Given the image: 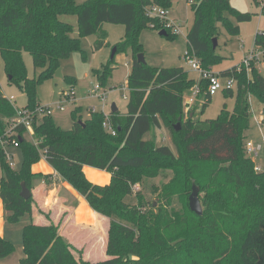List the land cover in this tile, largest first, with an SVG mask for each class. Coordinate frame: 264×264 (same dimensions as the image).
<instances>
[{
    "label": "trees",
    "instance_id": "obj_1",
    "mask_svg": "<svg viewBox=\"0 0 264 264\" xmlns=\"http://www.w3.org/2000/svg\"><path fill=\"white\" fill-rule=\"evenodd\" d=\"M262 1L253 0L256 6ZM151 5L171 8L172 1L88 0L78 5L75 0H0V56L8 83L25 94L27 109L40 105L38 86L52 79L61 61L79 49L80 38L99 35L95 50L106 45L104 23L125 28L115 55L128 48L133 53L126 111L108 114L114 135L104 128L101 111L89 112L83 119L82 107L77 106L71 111L73 126L69 130L57 126L51 115H43L33 125V139L25 137L22 126H16L15 135L7 138L4 130L16 111L0 93V139H15L23 155L21 169L14 170L0 147V199L6 223L16 225L31 213L33 197L20 196L21 183L31 191L34 180L50 178L31 170L39 160L38 152L92 210L109 219L108 259L79 261L57 226L30 223L22 230L24 257L19 264H264V172L254 171L244 150L252 116L248 97L252 95L264 104V79L254 67L250 76L243 67L221 72V77L235 79V106L232 112L224 106L215 119L205 121L193 108L202 99L203 113L211 98L204 94L207 82L201 81V93L185 118L184 95L190 94L196 79L189 78L182 67L157 68L137 61L143 52L139 32L165 29L158 18L146 15ZM192 11L187 45L204 69L221 61L217 48H212L219 26L236 37L239 25L231 19L241 24L254 16L236 10L230 0H195ZM261 14L264 16V4ZM64 15L76 17L77 38L71 36L73 27L60 20ZM166 33L167 39L176 36ZM254 45L264 49V30L256 33ZM23 52L31 55L34 69L40 70L33 78L27 75ZM114 57L94 70L102 87L112 77ZM66 80L73 83L70 77ZM225 93L233 95L232 90ZM161 127L170 132L176 153L166 145L143 139L151 129ZM85 166L110 173L109 183H92L85 176ZM166 169L173 175L160 189L153 187L157 204L139 193L134 195L135 203L125 202L133 195L135 184L156 178ZM193 185L199 190L200 216L189 208ZM13 249L0 235V259Z\"/></svg>",
    "mask_w": 264,
    "mask_h": 264
},
{
    "label": "rangeland",
    "instance_id": "obj_2",
    "mask_svg": "<svg viewBox=\"0 0 264 264\" xmlns=\"http://www.w3.org/2000/svg\"><path fill=\"white\" fill-rule=\"evenodd\" d=\"M86 1L88 0H75L78 5H81ZM171 1L176 5V8L171 6V8L165 9L169 11L167 16L168 20L173 21L178 28V30H175L177 35L172 39H167L166 37L159 35V31L164 30L171 33L170 29L141 30L138 34V41L141 43L143 48V52L141 54L144 57L145 63L150 67H182L188 73L189 78L196 79L198 75L193 72L183 60L184 55L189 52L186 36L194 20L192 3H190L189 0ZM230 5L240 12H249L253 14L257 13V15H260V9H258V6L254 4L253 0H230ZM255 17L257 16H254L252 21L241 24H238L234 19H231L234 25H239L240 27L239 35L236 37H230L226 30L221 25L219 26L216 53L221 57V61L217 66L212 67L214 71L220 72L233 67H243L248 76H250L251 70L254 67L264 79V62L262 55L259 57V62L256 63V65H251V67L247 68L241 64L244 58L254 50V38L256 33L263 31L261 22L258 23V20H256L257 18L255 19ZM60 20L73 27V33L71 36L77 38L78 32L76 17L64 15L60 17ZM158 20L164 23V20ZM103 31L106 33L105 46L99 50H95V43L98 40L99 35L80 38L79 49L72 52L67 59L62 60L60 63L59 68L61 69L62 78L54 76L52 79L45 81L37 88V100L39 104L50 107V113L54 122L63 130H69L72 128L73 121L70 115L71 111L77 106L82 107L81 112L83 119L88 117L86 116V113L87 110L89 111L90 109L101 111L107 118L112 104L117 107L120 113H124L126 111L128 98L127 80L133 56L130 48L126 49L124 52L118 51L112 64V67H114L112 77L108 79L105 87L99 85L100 87L97 91L99 97H94L92 95L95 86L98 85L97 78L94 75V70L100 69L102 66L108 64L116 44L120 43L124 37L125 28L123 25L104 23ZM261 50L262 49H258L257 54L261 52ZM22 57L27 69L28 77L33 78L38 75L40 70L34 69L31 55L27 52H23ZM67 77L73 79V83L71 85L69 84V81L66 80ZM220 81L224 86L226 77H220ZM235 89L236 82L232 87V96H226L224 89L219 90L210 98V101L205 106L203 113H201V111L204 100H198L193 107L196 109V116L202 121L213 120L220 114L224 106L226 110L232 112L235 106ZM70 90H72L74 102H72L73 99L70 102L68 99L62 97L63 95L69 94ZM0 93L7 98L13 96L15 99L13 105L17 108H22L27 104L25 94L17 86L8 83V77L5 74L1 56ZM100 95H102L103 98H100ZM188 95L189 94L184 95L185 100L188 98ZM59 103L64 106V111H60L57 108ZM248 103L252 116L250 118V127L245 132V139L256 143L261 139L256 118H258L261 114H263L264 117V104L259 102L258 99L252 95H249ZM191 107L190 105L187 106L185 104V108L183 109L185 118L191 111ZM4 131L5 136L15 135L12 128H10V125L5 127ZM161 135H164L165 139H161ZM25 137L30 140L33 139L30 132H26ZM143 139L153 141L157 146L166 145L173 153H176L175 147L171 142L170 132L164 127L151 129L144 135ZM3 150L6 163H11L14 170H20L23 160L21 149L12 145H6L3 147ZM6 156H8V160L6 159ZM37 161L34 164H36ZM255 163L264 165V151L260 152ZM94 170L95 169L87 168V170H85V176L89 180H93L95 177L97 178L98 183L101 184L104 182L102 180L106 178L108 174L107 172L101 171L96 173ZM172 175V171L166 169L162 170L160 175L156 178L144 179L145 181H143L142 184H135L132 189L133 195L127 196L125 198V202L131 204L135 203L136 198H134V195L139 193L145 200L149 202L153 201L154 204H157L156 193L153 192V187L160 189L164 183L170 180ZM1 176L2 170L0 168V177ZM38 179L43 180L42 178H37L36 180ZM27 217L28 214H25L16 225H6V232L4 236L5 239L11 242L14 249L8 257L0 259V264H19L20 260L24 257L22 230L24 225L27 224ZM73 254L77 260L82 261L75 255V253ZM77 255H80L79 251Z\"/></svg>",
    "mask_w": 264,
    "mask_h": 264
},
{
    "label": "crops",
    "instance_id": "obj_3",
    "mask_svg": "<svg viewBox=\"0 0 264 264\" xmlns=\"http://www.w3.org/2000/svg\"><path fill=\"white\" fill-rule=\"evenodd\" d=\"M262 4H264V1L258 6L260 15L254 13V16H257L255 19L257 18L256 20H258V23L261 22L262 29L264 30V16L261 14ZM172 7L176 8L173 2ZM254 49H257L255 45ZM262 50L264 51V49ZM221 72L223 71L217 73L220 74ZM189 101L188 98L186 100L184 99V103L187 105ZM88 113L87 110L86 116H88ZM161 139H165L164 135H161ZM39 160L40 161H37L36 164L32 165V172L35 174L50 175V178H48L47 181L39 179L34 180L33 188L30 191L33 197V204L31 213L28 214L27 217V224H53L57 226L61 238L82 261L99 262L108 259L106 247L109 219L92 210L82 196H80L68 183L64 182L60 177H57L56 172L46 160ZM87 168L91 167L85 166L83 168L84 173ZM94 171L96 173H99V171L106 172L97 169ZM107 174L106 178L102 180L104 182L101 184L98 183L95 177L90 181L96 185L104 186L110 181V174L108 172ZM5 216L6 213L0 199V235L4 238L6 232L5 227L7 225ZM78 251L80 253L79 256L77 255Z\"/></svg>",
    "mask_w": 264,
    "mask_h": 264
},
{
    "label": "built area",
    "instance_id": "obj_4",
    "mask_svg": "<svg viewBox=\"0 0 264 264\" xmlns=\"http://www.w3.org/2000/svg\"><path fill=\"white\" fill-rule=\"evenodd\" d=\"M190 3L195 2V0H189ZM169 14V11L166 10L165 8L159 7L157 5H151L146 8V15L149 17H154L158 18L161 20H164V26L165 29H170L172 34L177 35V32L175 30H178L177 26L174 24L173 21H169L167 16ZM260 51V50H259ZM258 52V49H254L251 51L243 60L241 63L244 67H251V65H256V63L259 62V57L262 55L263 56V62H264V51L261 50V52ZM262 53V54H261ZM183 60L186 62L187 66L195 72L198 77L196 78V84L193 86V88L190 90V94L188 95L189 104L186 105L191 107V105L195 102L196 97L201 93V87H200V82L205 81L207 82V88L205 90L204 94H207L208 96L212 97L215 95L219 90L224 89V90H232L233 85L235 84V80L233 77L226 78L225 85L220 81V74L213 71L212 69H204L201 66V62L199 59L192 53V52H187ZM238 70H240V67H238ZM99 84L95 86L92 95L94 97L98 96V90H99ZM62 97L68 99L70 102L73 99L72 102H74V96L72 94V90H70V93L67 95H63ZM99 97V96H98ZM100 98H103L102 95H100ZM8 102L14 107L16 111V117L11 120L10 122V128H12L14 132V128L16 126H22L26 132H30V135H33V125L37 123V121L43 116V115H51L50 113V107L49 106H43L39 105L37 106L34 110L27 109L25 107L22 108H17L13 105L14 102V97L10 96L9 98L6 97ZM57 108L60 111H64V106L59 103ZM97 110L90 109L88 112H95ZM257 124L259 126V132H260V137L261 139L259 142H252V141H247L245 139L244 141V149L245 153L248 158L251 159L253 162V167L255 172H264L263 167L264 165L262 164H257L255 163L256 158L259 156L261 151H264V117L263 114L258 116L256 118ZM104 128L111 133L112 135L115 134V131L112 129V126L109 122L108 117H105V121L103 123ZM15 133V132H14ZM13 135H6L7 138L12 137ZM6 145H12L15 147H18V142L15 139L8 140V139H0V147H5ZM39 154V159H44V156L42 152H38ZM6 159L8 160V156H6ZM12 169L13 165L11 163L8 164ZM136 187V186H135Z\"/></svg>",
    "mask_w": 264,
    "mask_h": 264
},
{
    "label": "water",
    "instance_id": "obj_5",
    "mask_svg": "<svg viewBox=\"0 0 264 264\" xmlns=\"http://www.w3.org/2000/svg\"><path fill=\"white\" fill-rule=\"evenodd\" d=\"M159 35H161L163 37H166L167 33H166V31L161 30V31H159ZM217 45H218L217 38L212 39V48L214 50L217 48ZM115 52H116V48H114V50H113V53L111 55V59H113V57L115 55ZM137 61L141 62V63H145V60H144V57H143L142 54H138L137 55ZM54 76L62 78V74H61V69L60 68H58L56 70ZM110 111L115 113V112L118 111V109H117V107L115 105L112 104ZM179 120H180V118H179ZM179 126H180L179 123H177L175 125V130L176 131L179 130ZM20 196L22 198H24V199H28L31 196V193L27 189V187L25 186L24 182L21 183ZM188 203H189V208H190V210L192 212H194L196 215H199V216L202 214V207H201V203H200V200H199V190H198V188L195 185L192 186V192H191V194L188 197Z\"/></svg>",
    "mask_w": 264,
    "mask_h": 264
}]
</instances>
